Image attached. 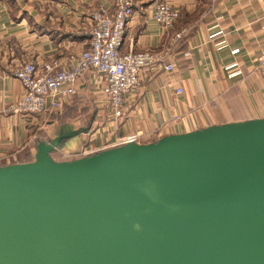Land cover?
Masks as SVG:
<instances>
[{
    "label": "water",
    "instance_id": "95a60500",
    "mask_svg": "<svg viewBox=\"0 0 264 264\" xmlns=\"http://www.w3.org/2000/svg\"><path fill=\"white\" fill-rule=\"evenodd\" d=\"M82 130L0 165V264H264V118L51 157Z\"/></svg>",
    "mask_w": 264,
    "mask_h": 264
},
{
    "label": "crops",
    "instance_id": "0c3cea01",
    "mask_svg": "<svg viewBox=\"0 0 264 264\" xmlns=\"http://www.w3.org/2000/svg\"><path fill=\"white\" fill-rule=\"evenodd\" d=\"M154 1L133 0L123 47L165 54L173 70L141 73L140 90L117 110L105 103L104 83L86 72L62 110L32 115L10 110L22 95L12 71L23 57L40 65L78 54L89 43L90 14L99 5L112 9L113 0H0V165L32 161L39 140L74 129L83 130L56 152L67 156L85 145L97 152L127 134L148 143L264 118V0H168L179 17L167 29L149 17ZM64 110L74 115L64 119ZM74 119L77 128L64 130L61 123Z\"/></svg>",
    "mask_w": 264,
    "mask_h": 264
},
{
    "label": "built area",
    "instance_id": "2783aa9c",
    "mask_svg": "<svg viewBox=\"0 0 264 264\" xmlns=\"http://www.w3.org/2000/svg\"><path fill=\"white\" fill-rule=\"evenodd\" d=\"M208 1L214 3L216 0ZM134 10L133 0H113L112 9L97 6L90 14L88 46L64 61L46 60L39 65L33 59L23 57L12 71L22 86V95L10 105V110L32 115L62 110L77 94L78 80L86 72H92L96 81L104 83L102 94L105 103L117 110L124 105L126 94L140 90L141 73L173 70V64L167 61L165 54L124 49V33ZM149 17L167 29L179 17V9L168 0H155ZM175 92L179 94L182 89L178 87ZM140 137L139 133L127 134L116 137L112 144L107 142V145L112 147L132 141L140 143ZM94 151L85 145L67 154V157H81Z\"/></svg>",
    "mask_w": 264,
    "mask_h": 264
},
{
    "label": "rangeland",
    "instance_id": "374dc122",
    "mask_svg": "<svg viewBox=\"0 0 264 264\" xmlns=\"http://www.w3.org/2000/svg\"><path fill=\"white\" fill-rule=\"evenodd\" d=\"M85 109H86V111H89L88 109L89 108H87V106L85 107ZM64 112L65 113H69V114H71V115H74V112H71V111H69L68 112V110L67 111H65L64 110ZM48 117L49 116H52L53 118H54V116L53 115H49V114H46ZM64 118V117H63ZM65 119V118H64ZM87 121V120H86ZM84 122V121H82V123H84L83 125L85 126V125H87V123H88V121L87 122ZM61 122V121H60ZM48 124H50V123H46V126L48 125ZM61 124H65V125H63V126H67V127H65V129L64 130H67V129H70V128H73V126H77V124H78V121L77 120H72V121H70V120H66V122H64V123H61ZM77 128V127H76ZM54 156H56L57 157V155H54Z\"/></svg>",
    "mask_w": 264,
    "mask_h": 264
},
{
    "label": "trees",
    "instance_id": "16d2710c",
    "mask_svg": "<svg viewBox=\"0 0 264 264\" xmlns=\"http://www.w3.org/2000/svg\"><path fill=\"white\" fill-rule=\"evenodd\" d=\"M68 114H69V113H65V112H64V113L62 114V116H63V117H66V116H68ZM63 145H64V140L61 141V143H60V148L63 147ZM50 155H51V157H52L54 160H57V161H64V160L72 159V158H70V157L64 156L63 154H60V153L56 152V150H54L53 152H51ZM54 155H57V157L54 156Z\"/></svg>",
    "mask_w": 264,
    "mask_h": 264
}]
</instances>
